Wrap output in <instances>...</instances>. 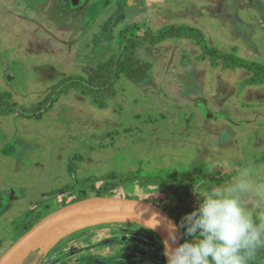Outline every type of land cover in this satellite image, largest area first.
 <instances>
[{"label":"rangeland","instance_id":"1","mask_svg":"<svg viewBox=\"0 0 264 264\" xmlns=\"http://www.w3.org/2000/svg\"><path fill=\"white\" fill-rule=\"evenodd\" d=\"M117 1L98 17L111 32L94 50L91 33L77 42L86 6L58 16L0 0V256L48 215L102 191L155 203L178 225L199 206L195 184L227 183L244 167L264 178V79L237 64L264 70V0H151L150 11ZM128 24L140 27L129 33L138 45L117 66L135 55L151 64L148 78L133 84L120 73L97 103L64 89L71 79L102 82L88 79L84 60L114 57L112 36ZM172 28L195 37L150 41ZM110 43L114 54H97ZM158 247L148 229L100 225L61 240L45 264H164Z\"/></svg>","mask_w":264,"mask_h":264},{"label":"clouds","instance_id":"2","mask_svg":"<svg viewBox=\"0 0 264 264\" xmlns=\"http://www.w3.org/2000/svg\"><path fill=\"white\" fill-rule=\"evenodd\" d=\"M193 190L199 206L169 233L167 264H253L264 251V178L244 167L227 183ZM181 229L191 239L173 247Z\"/></svg>","mask_w":264,"mask_h":264},{"label":"water","instance_id":"3","mask_svg":"<svg viewBox=\"0 0 264 264\" xmlns=\"http://www.w3.org/2000/svg\"><path fill=\"white\" fill-rule=\"evenodd\" d=\"M135 222L145 223L154 229L150 231L162 242L163 260L167 264L165 241L172 243L169 233L177 225L174 218L154 203L115 197L87 198L58 209L39 221L4 252L0 256V264H22L45 240L57 241L45 251L46 255L57 243L78 231L100 225ZM179 243L180 236L172 246Z\"/></svg>","mask_w":264,"mask_h":264},{"label":"trees","instance_id":"4","mask_svg":"<svg viewBox=\"0 0 264 264\" xmlns=\"http://www.w3.org/2000/svg\"><path fill=\"white\" fill-rule=\"evenodd\" d=\"M136 28H140V27H138L136 25H133V26L130 25V26L126 27L125 29H123L122 31H120L118 33L117 41H116L117 44L119 43V46H118L119 49H118V52L116 53V55L114 57L111 56V58H109L106 62L98 64L95 68H90V75L88 76V79L89 78H92V79L97 78V79H99L98 81H102V82H98L97 86H91L82 80L71 79L65 83V86L62 84L64 86V89H68V88H72V87L75 89H80L81 91L84 89L83 91L85 93L90 92V93H92V95H94L93 98L97 103V98L103 97L104 93H106L108 90V85L111 82H113L114 78L117 77L118 74H120V73L124 74L125 77L127 78V80L133 84H140L141 82H143L148 76L149 70L151 68V64L142 62L135 55H133L132 57L129 58V60L127 62L120 65V68H119V66H117L118 65L117 61H120L121 58H125L126 56H128L130 54L131 48L134 47L133 49H136L138 43L136 44V42H133L134 38H132L129 35V33L134 32ZM191 30L192 29H190V28H188V29L187 28L186 29L185 28H181V29H179V28L173 29L172 28L168 32H163V30H161V32H159V35L157 37L150 38V41L153 43L156 41H161L162 39L166 38L169 35L178 36L181 34H185V35H189L190 37H195V34L193 33L194 30H192V31ZM145 37L148 38L149 37L148 34H145ZM203 49H204V47H203ZM209 53L217 56V54L215 52L209 51ZM223 59H224V57H223ZM226 61H232V59H226ZM237 64L248 69L252 74L257 75L259 77H262V79H264V70L260 69L259 67L244 66V65H241L240 62H238ZM58 88H61V86L59 85L57 87V89ZM109 92H110V90H109ZM107 94H109V93H107ZM99 105H101V104H99ZM111 187H113V185H111ZM106 192L107 191H102L100 194H98V196L103 197V195ZM170 216L173 217L172 215H170ZM158 241H159L158 249L164 255L162 242L160 241V239H158ZM180 243H182L181 240H180ZM163 259H164V257H163ZM164 264H165V260H164Z\"/></svg>","mask_w":264,"mask_h":264},{"label":"crops","instance_id":"5","mask_svg":"<svg viewBox=\"0 0 264 264\" xmlns=\"http://www.w3.org/2000/svg\"><path fill=\"white\" fill-rule=\"evenodd\" d=\"M18 1H20V0H18ZM107 1L108 0H27V2H28L27 9L30 6L32 8V10L34 11V9L37 8V6H41L42 10L43 9L44 10H50L51 9V10L55 11V13L58 14V16H61L63 11L65 12V14L68 13L67 15H69V13H72V12L76 13L79 10H81V11L84 10L81 8L86 6L85 15L88 17V22L84 26V24L81 23L82 20L81 21L80 20L75 21L76 26L77 25L80 26L81 34L82 33L84 34V35L83 34L81 35L79 41L77 40V42L79 44L80 41L85 38V34L88 36V33H91L90 39H91L92 43L90 42V39L88 40L87 43L89 45V48L97 50L100 48L99 45L96 43L97 38H99V37L101 39L107 38L109 41V31L111 29L109 28V31L106 33V28L108 27L109 24H107L106 26L104 25V27H103V24H101L100 22L99 23L97 22V20L99 19L98 17H100L102 15V13L104 12L103 10H105L109 6V4H111L112 2H115V0H110L108 2V5H107V3H106ZM120 1H123L122 3H125L126 6L128 5L129 7H131V6L136 7V8L139 7L137 10L143 9L145 11H147V10L150 11L151 10L150 8L156 6L155 3L150 4L151 0H118L117 2H120ZM40 2H43V4L39 5ZM87 8H89V12L87 11ZM85 15H84V17H85ZM238 16H240V15H238ZM244 17H246V16H244ZM61 21H63V18ZM69 21L67 22L69 25L73 24V26H75V23L73 20H69ZM140 21H141V19H140ZM47 22L54 26L56 23V17L54 15H52L51 18H49L47 20ZM142 22L144 23L145 21L142 20ZM130 25H133V24H128V26H130ZM128 26H126V27H128ZM93 28H95V31L93 30ZM120 31H122V30H120ZM117 36H118V34H117ZM70 39H73L74 41H76L77 35L76 36H70ZM112 39H113L114 43L117 41L116 37H114V36H112ZM82 42H84V41H82ZM112 45H113V43H110V47H109V44L105 45V48H102L100 53L98 52L97 54H102L103 52H104V54L101 56H104L105 54H107L106 52H109V54L111 53V55L114 54L115 51L113 52V49L111 50ZM86 47L87 46L85 45V48ZM87 58H89V57H87ZM84 61L86 62L84 64V69L85 68H94V67H96L97 64H101V63L106 62L107 58H102V57H99L97 59L89 58V60L85 59ZM12 150H13L12 147L9 148L8 144H7V146H5L4 151L6 152L7 155H10L11 154L10 152H12ZM9 193H10L8 195L10 198L9 200H12L13 198H15L14 191H10ZM1 198L2 197H0V199ZM2 203H3V199L0 202V206L2 205ZM51 253L49 254L50 256L46 255L43 257H35V256L30 255L29 257H27L23 261L22 264H45L47 261L49 262L50 260L55 258V256H53Z\"/></svg>","mask_w":264,"mask_h":264},{"label":"bare ground","instance_id":"6","mask_svg":"<svg viewBox=\"0 0 264 264\" xmlns=\"http://www.w3.org/2000/svg\"><path fill=\"white\" fill-rule=\"evenodd\" d=\"M132 225H135V226H138V227H141V228H144V229H148V230H151V231H154V229L145 224V223H142V222H135V223H132ZM57 241L54 240V241H49V240H45L43 241L42 243H40L32 252V254L36 255V257H40V256H43V254L45 253V251L52 247Z\"/></svg>","mask_w":264,"mask_h":264},{"label":"flooded vegetation","instance_id":"7","mask_svg":"<svg viewBox=\"0 0 264 264\" xmlns=\"http://www.w3.org/2000/svg\"><path fill=\"white\" fill-rule=\"evenodd\" d=\"M2 198L0 199V202H1Z\"/></svg>","mask_w":264,"mask_h":264}]
</instances>
